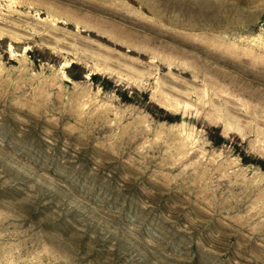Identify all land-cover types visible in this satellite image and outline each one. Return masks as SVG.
Listing matches in <instances>:
<instances>
[{
	"label": "rangeland",
	"instance_id": "1",
	"mask_svg": "<svg viewBox=\"0 0 264 264\" xmlns=\"http://www.w3.org/2000/svg\"><path fill=\"white\" fill-rule=\"evenodd\" d=\"M0 264H264V0H0Z\"/></svg>",
	"mask_w": 264,
	"mask_h": 264
}]
</instances>
